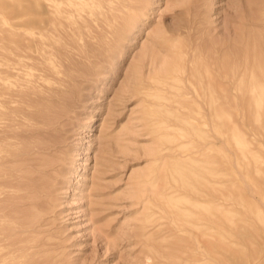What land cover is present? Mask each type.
<instances>
[{
    "label": "rangeland",
    "instance_id": "obj_1",
    "mask_svg": "<svg viewBox=\"0 0 264 264\" xmlns=\"http://www.w3.org/2000/svg\"><path fill=\"white\" fill-rule=\"evenodd\" d=\"M4 1L16 0H0V60L14 57L2 33L12 30L33 56L26 61L36 65L35 74L51 80L22 87L24 100L37 110L46 107L51 119L69 108L64 122L74 135L62 188L50 192L57 199L48 204L51 212L29 210L46 224L7 238L24 219H0L6 246L0 264H264V0H131L124 13L94 0L93 14H58L54 26L14 19ZM39 1L47 10V0ZM143 5L150 16L141 13ZM198 25L204 26L199 35ZM169 40L184 44L186 53H175ZM48 58L58 73L48 69ZM253 62L254 71L239 76ZM176 63L186 70L168 73ZM209 93L223 105L210 107ZM44 94L49 97L37 98ZM205 206L212 214L203 221L212 227L189 226L205 217ZM19 239L32 247L3 255L6 244Z\"/></svg>",
    "mask_w": 264,
    "mask_h": 264
},
{
    "label": "bare ground",
    "instance_id": "obj_2",
    "mask_svg": "<svg viewBox=\"0 0 264 264\" xmlns=\"http://www.w3.org/2000/svg\"><path fill=\"white\" fill-rule=\"evenodd\" d=\"M93 1L94 0H47V5L44 4V6L46 5V8H48V9L45 11H43L39 8V5L41 4L39 0H29L28 4H24L22 0H16L14 3H10V2L8 3L6 1H4V2H2V6L7 11H8V9L10 10L9 12H10V16L12 18L23 20L24 21L23 23H29V24H33V25H42V24L48 25V24H50V25L54 26L57 24L58 14L65 19H71V18H76L77 16H82L83 11H85V10L88 11L89 14H93L92 8L90 7V6H92ZM107 1L109 4L108 8L110 10H112V11L120 10V12H122V13L125 12L122 10V8H131L133 5L131 0H107ZM146 2H147V0H146ZM147 3H149V2H147ZM144 7H145V5H143V8L140 9L141 13L146 14V15L148 14V16H150L148 11H147L148 9H146ZM188 7H190V6H188ZM191 9H193V6L191 7ZM200 10H202V9H200ZM192 11H190V12L192 13ZM205 11L207 12V10H204V13H205ZM197 12H199V10ZM197 12H196V14H197ZM141 13H140V15H141ZM201 13L202 12L200 11L199 14H201ZM46 14H48V16H46ZM50 14L56 15V17H54V16L50 17L49 16ZM95 14L97 15V13H95ZM202 14H201V16H202ZM27 15H31V16L26 18L27 20L25 21V17ZM140 15L137 16V19L140 18L139 17ZM204 16H205V14H204ZM190 17H192V16H190ZM198 17H195V18H198ZM204 18L201 17L198 19L201 20V22H202V19L204 20ZM187 19L188 18H186V23H187ZM191 19L193 20V17ZM137 21L138 20H136V22ZM134 22H135V20L131 24H133ZM192 22H194V20ZM192 22H190V23L192 24ZM195 23H198V20L196 22V19H195ZM204 23L208 24L207 22H202L203 25H204ZM134 24H136V23H134ZM14 25H16V27L17 26L21 27V23L19 21L15 22ZM187 25H189V24H187ZM192 25L194 26V24H192ZM195 26L197 27V25H195ZM195 26L193 28H195ZM133 27H134V25H133ZM202 27H204V26H199V28H201V29L197 30L198 32L196 31L197 35H199V31L201 32V30L203 29ZM206 29L207 28H205V30ZM128 31H129V29H128ZM194 31H195V29H194ZM4 32L6 33V36L5 37L3 36V39L9 41V43H12L11 45H5V47H4L5 51H7V53L14 54V57H10V55L6 54L0 60V219H3L6 216L14 217V218L19 217L22 220L24 219L22 222L18 223V225L10 227L6 231L5 235L3 234L4 236H6L8 238V237H11L14 233L19 232V231H29V232L35 231L38 228H40L39 227L40 225L42 226L46 222L47 218L44 217L42 219V216H40V215L37 216L29 210H32V208L33 209H40V210L42 209L43 211L42 210L41 211L44 212L45 214H48L49 212H51L50 210L52 208L50 207L51 208L50 209L48 204L50 203V201H53V202H55L54 200L57 201V199L55 198L54 200L53 199L51 200L52 194L50 195V192H52V191L57 192V189L55 191V190H53V188L54 189L55 188H58V189L62 188L58 184H61L62 182H64V180L62 179L63 171L66 168V164L68 162H70V160L73 161L72 155H71L72 153H70L71 151L69 152L70 149H68L69 147H67V146H70L69 140H70L71 136L74 134H72V135L69 134L68 131H69L70 127L67 128L66 122H64V121H67L66 116L67 117L69 116V115H64V113L68 112L67 110L69 108L66 111L64 109L63 110L59 109L60 111H64V112H62V114L59 117H58V113L56 114L55 112H53L55 114V117H57V118L54 117V119H51L50 115H48L47 113H44V111L47 110L46 107H43V108L37 110V109H34L33 107L32 108L30 107V105H31L30 101L24 100V98H23L24 93H21V92H23L22 87L26 86L29 83L32 84L33 82H39L40 80H43L47 85H51V80H50L49 75L46 73L44 74L41 72V73L35 74L34 69H37L36 65L30 64L28 61H26L27 58L30 59L33 56L28 55L26 53L27 50L25 48H22V46L19 45V42L21 40L19 39L20 37L19 38L15 37L17 33H15L12 30H9V29L2 30V33H4ZM175 33H177V32H175ZM20 34H22V33H20ZM190 36H192V34ZM177 37H178V35H177ZM193 37L194 36H192V38ZM195 37L197 38L198 36H195ZM174 40H176V38ZM174 40H169V42L171 43V45H170L171 47H173V46L175 48L177 47L175 53L185 54L186 51L183 49L184 44L180 43L179 45H177L176 43H173ZM32 46L33 45L29 44L28 48L32 49ZM37 50H38L37 48H33L34 52ZM222 55L224 56V52ZM223 56H221V57H223ZM197 58H199V57H197ZM181 59H183V58L181 57ZM219 59H220V57H219ZM48 60H49L48 69L51 72L56 71L58 73L59 67L57 66V64H55L53 62V60H51L50 58H48ZM226 60H227V58H226ZM226 60L224 61L225 63H226ZM158 62L160 64V61H158ZM227 66H228V64H227ZM227 66H225L226 71H222V73L224 72V75H226V76L229 74L227 72L228 71ZM254 67H256L255 62H253L250 67H247V68L245 67L240 72H238V74H240L239 76L244 75L249 70L254 71ZM185 70H186V66L184 64L181 63V65H180L179 63H176L175 67L168 70V73L173 74L174 71H176V73H177L176 75H179L180 72H184ZM205 72L206 73L208 72V74L211 73L209 70H207ZM183 77H184V75H183ZM240 78L241 77H239V79ZM215 79H217V78L215 77ZM215 81H217L215 84H217L219 82L218 79ZM238 83H240V82H238ZM252 83H254V82H252ZM262 84H264V83H262ZM217 86H218V84H217ZM250 86H254V85L250 84ZM18 87H20V89H18ZM222 89L225 90L224 88H222ZM255 89H257V87ZM255 89L253 90L254 92L260 93L263 88L260 89V91H255ZM207 90H208V92H211L210 90H214V89L212 86H208ZM238 90H240V89L238 88ZM192 91H193V89H192ZM259 93H256V94L259 95ZM212 94L213 93H211V95H210V93H209V95L211 96L210 102H208V104L210 103L209 106L212 107L211 105L213 104V107H212L213 109H216L219 106H222L223 105L222 103H218V104L216 103V101L218 102L220 97L218 98V96L215 95V97H217L216 99H218V100H215L214 99L215 97L213 98ZM251 94H253V92ZM258 95H257V97L261 98ZM262 96H263V94H262ZM44 97H49V96L48 95L47 96L46 95L45 96L37 95L38 99H43ZM53 99H55L59 102L61 100L58 97H53ZM259 100L258 99L255 100V103H257V104H254V105H256V106L259 105L258 107H260V104H261V106L263 107L262 101L261 100L259 101ZM63 102H64V100H63ZM54 103H56V102H54ZM54 110L56 112L58 111L57 108H54ZM70 117H72V116H70ZM37 138H40L41 140L42 139L43 140L37 141L36 140ZM179 146L182 147V145H179ZM184 147H186V146H184ZM170 148H172V147H170ZM170 148L168 147V149L170 151H173ZM168 149H166V147L164 148V150H168ZM72 151H73V149H72ZM159 153L161 154V152H159ZM259 153H260V151H259ZM259 153H257V154L260 155ZM45 154L48 156H51L53 158L46 159L45 157H43ZM73 156H76V153ZM255 156L257 158L262 156L263 157L262 159H264L263 153L260 156H257V155H255ZM259 161H258L259 163L257 162L256 166L259 164L258 165L259 167H261V166L263 167V165L261 164V162H263V160L261 161V159H260ZM74 162H75V160H74ZM176 163H179V162H176ZM70 164H72V163H70ZM176 165H178V164H176ZM173 167L177 168L175 166H173ZM174 168H173V170L175 171ZM180 168H182V167H180ZM256 169H257V167H256ZM177 170H179L181 172L180 169L177 168ZM258 172L260 174L261 170ZM262 172L264 174V168H263ZM183 174H186L185 171L183 172ZM179 176L182 177V173ZM186 177H188V176H185V178ZM104 187H107V186H104ZM204 192L206 193V191H204ZM171 193L173 195V191ZM54 197H56V196L55 195L52 196V198H54ZM191 198H190V200H191ZM170 200H172V199H170ZM200 202L203 203V200H200ZM53 205H51V206H53ZM207 205L210 206L209 204H207ZM220 205H222V204H220ZM28 206H31V207H28ZM177 206L178 205H176L175 207H177ZM193 206H196V205H193ZM25 207H28V208L25 209ZM205 207L204 208L206 209V213H205V215H202L205 217H200L199 220L188 221L189 224L188 223L187 224L189 226H191L193 228H202L203 226H205L206 228L212 227V226L208 225V222L205 223V221H203L204 220L203 218L206 219V217H208L209 214L210 215L212 214L211 208H210L211 206L210 207L205 206ZM48 208H49V210H48ZM182 208L184 209L185 206H183ZM176 209H179V208H176ZM190 209H192V208H190ZM197 209H198V207H197ZM179 211H181V210H179ZM226 211H227V209H226ZM195 212H197L199 215V211H195ZM44 213H42V214H44ZM197 213H195L196 216H198ZM186 214H189V213H186ZM176 215H178V214H176ZM189 216H190V214H189ZM196 216H194V217L197 218ZM191 217H192V215H191ZM30 218H34V219H30ZM26 219H28V221ZM183 219H185V218H183ZM183 221H186V219ZM213 221L214 220H212V222ZM5 227H7V226H5ZM204 234L209 235L207 230L204 231ZM201 236H202V234H201ZM2 239H3V236L0 237V241ZM24 241L25 240H23V239H19L18 241H16V240L10 241L8 244H6L7 247H9V248L6 252L3 253V255H5V256L12 255V254H14V252L16 250L26 249V248L32 247V244L29 245L26 241L25 242ZM206 241H205V243L207 244L208 241L207 242ZM16 244H18V246ZM207 246H208V244H207ZM4 247H6V246H3L0 244V251Z\"/></svg>",
    "mask_w": 264,
    "mask_h": 264
}]
</instances>
